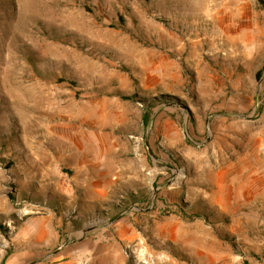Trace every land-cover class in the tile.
<instances>
[{
  "label": "rangeland",
  "instance_id": "obj_1",
  "mask_svg": "<svg viewBox=\"0 0 264 264\" xmlns=\"http://www.w3.org/2000/svg\"><path fill=\"white\" fill-rule=\"evenodd\" d=\"M0 264H264V0H0Z\"/></svg>",
  "mask_w": 264,
  "mask_h": 264
},
{
  "label": "bare ground",
  "instance_id": "obj_2",
  "mask_svg": "<svg viewBox=\"0 0 264 264\" xmlns=\"http://www.w3.org/2000/svg\"><path fill=\"white\" fill-rule=\"evenodd\" d=\"M183 54V53H182ZM50 261V260H49Z\"/></svg>",
  "mask_w": 264,
  "mask_h": 264
}]
</instances>
